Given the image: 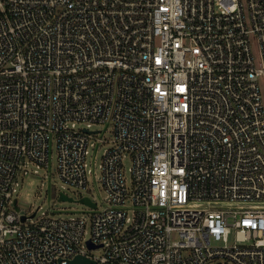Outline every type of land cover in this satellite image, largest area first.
<instances>
[{
    "label": "built area",
    "instance_id": "2783aa9c",
    "mask_svg": "<svg viewBox=\"0 0 264 264\" xmlns=\"http://www.w3.org/2000/svg\"><path fill=\"white\" fill-rule=\"evenodd\" d=\"M106 145L104 208L21 214L30 165L88 191ZM77 256L264 264V0H0V264Z\"/></svg>",
    "mask_w": 264,
    "mask_h": 264
},
{
    "label": "rangeland",
    "instance_id": "374dc122",
    "mask_svg": "<svg viewBox=\"0 0 264 264\" xmlns=\"http://www.w3.org/2000/svg\"><path fill=\"white\" fill-rule=\"evenodd\" d=\"M78 128L86 127V124L77 123ZM101 126H92L91 130H101ZM107 139H112V133L105 134ZM109 148L108 145L96 150L93 147L89 148L87 157L89 173V190H77L72 187H67L59 178L57 167L58 157L56 150H53V155L50 160L48 169L39 168L35 165L29 166V173L20 179L17 192L14 195V200L18 202V208L21 214L28 213L29 215L37 211V218L49 209H53L56 217L59 218H80L88 219L93 209L80 202L82 198L88 197L94 203L99 205V208H104L102 201L106 198L101 185L102 178V163L103 155ZM132 162L127 158L124 162V169L128 178H130V169ZM61 194L66 195L72 201H61ZM200 206V204H199ZM90 236V227L88 228L87 237Z\"/></svg>",
    "mask_w": 264,
    "mask_h": 264
},
{
    "label": "water",
    "instance_id": "95a60500",
    "mask_svg": "<svg viewBox=\"0 0 264 264\" xmlns=\"http://www.w3.org/2000/svg\"><path fill=\"white\" fill-rule=\"evenodd\" d=\"M60 200L61 201H72V199L68 198L66 195L64 194H61L60 196ZM81 203L87 205V206H90V207H95V203H93L90 198L88 197H85V198H82L80 200ZM15 205L17 204V201H15L14 203ZM26 219V217H23V221ZM89 247L90 248H95L94 246H92L91 244H89ZM94 263V261H91L90 259L86 258V257H83V256H77L73 259L72 261V264H92Z\"/></svg>",
    "mask_w": 264,
    "mask_h": 264
}]
</instances>
